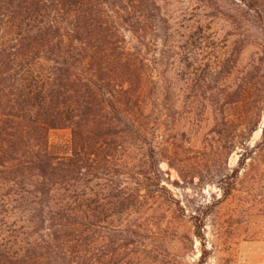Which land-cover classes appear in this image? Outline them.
Instances as JSON below:
<instances>
[{
  "label": "trees",
  "instance_id": "obj_1",
  "mask_svg": "<svg viewBox=\"0 0 264 264\" xmlns=\"http://www.w3.org/2000/svg\"><path fill=\"white\" fill-rule=\"evenodd\" d=\"M239 1L264 33L263 0ZM161 22L156 0H0V264H96L99 240L110 230L115 259L129 245L113 217L141 206L142 190H150L139 180L131 192L122 169L130 146L146 133L139 126L151 98L144 47ZM125 30L136 43H128ZM225 66L213 68V81L231 75L234 65ZM253 75L226 90V107L248 106ZM262 111L259 104L237 119L224 115L214 127L225 153L241 150L234 172L219 184L226 199L248 165L264 174V127L251 145ZM64 129L71 131L70 150L54 153L50 132ZM150 158L156 161L154 153ZM218 202L191 215L193 237L186 240L201 244L196 264L211 257L206 220ZM99 250L105 261L109 245L103 241ZM221 260L216 264H234Z\"/></svg>",
  "mask_w": 264,
  "mask_h": 264
},
{
  "label": "rangeland",
  "instance_id": "obj_2",
  "mask_svg": "<svg viewBox=\"0 0 264 264\" xmlns=\"http://www.w3.org/2000/svg\"><path fill=\"white\" fill-rule=\"evenodd\" d=\"M156 1L162 22L157 32L150 31L144 47L151 98L146 111L149 117L139 126L146 133L130 146L128 167L122 169L131 192L138 188L139 180L150 185V190H142L141 206L128 207L121 216L113 217V226L124 229L122 235L130 241L119 251L120 258L115 259L112 252L116 233L110 230L107 238L99 240L96 264H196L201 244L186 240L193 237L191 215L218 201L206 220L212 253L207 264L220 263L222 258H230L234 264H264V174L260 175L257 165H248L232 196L224 198L219 184L234 172L241 150L225 153L220 136L213 132L224 115L237 119L242 111L261 104L260 128L253 133L251 145L262 139L261 22L239 0ZM199 32L206 37L204 41L195 36ZM124 33L130 45L136 43L131 32ZM189 52L192 55L187 60ZM219 61L221 67L215 66ZM228 61L234 65L231 75L222 82L213 81V68L220 70ZM248 72L257 76L250 103L226 107L224 93L237 87ZM50 145L54 153L68 152L71 131L52 130ZM260 171L264 173V166ZM10 209L8 215L14 220V208ZM103 241L109 245V253L100 262Z\"/></svg>",
  "mask_w": 264,
  "mask_h": 264
}]
</instances>
